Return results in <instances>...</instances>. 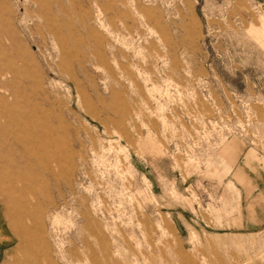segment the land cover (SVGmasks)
Instances as JSON below:
<instances>
[{"label": "rangeland", "instance_id": "374dc122", "mask_svg": "<svg viewBox=\"0 0 264 264\" xmlns=\"http://www.w3.org/2000/svg\"><path fill=\"white\" fill-rule=\"evenodd\" d=\"M29 245L264 264V0H0V264Z\"/></svg>", "mask_w": 264, "mask_h": 264}, {"label": "bare ground", "instance_id": "6f19581e", "mask_svg": "<svg viewBox=\"0 0 264 264\" xmlns=\"http://www.w3.org/2000/svg\"><path fill=\"white\" fill-rule=\"evenodd\" d=\"M27 196L29 197V195H27ZM9 200L13 203V209L9 208L7 210V213L9 212L8 214L10 215L16 211L18 212V214L15 215L14 217L11 216V218H10L11 224H12L13 219L18 221V223H20L21 220L25 219V217L20 213L21 207L24 208V205H23V202L20 200V195L18 194L16 189H15V194H9V192H8V195H3V201H9ZM22 218H24V219H22ZM13 230L15 232L16 237H18L20 239V241L22 240L24 242L26 237H25V235L23 233V229L20 227V225H18V227H14ZM26 241L28 244H30L29 240L26 239ZM24 245H25V243H24ZM25 248H27V247H25ZM16 264H46V261L45 260L43 261V259H41V255H40L38 249L33 248L32 245H29V253L25 254L20 259H18V257H17V263Z\"/></svg>", "mask_w": 264, "mask_h": 264}, {"label": "crops", "instance_id": "0c3cea01", "mask_svg": "<svg viewBox=\"0 0 264 264\" xmlns=\"http://www.w3.org/2000/svg\"><path fill=\"white\" fill-rule=\"evenodd\" d=\"M229 151H230V147H227V154H228Z\"/></svg>", "mask_w": 264, "mask_h": 264}]
</instances>
